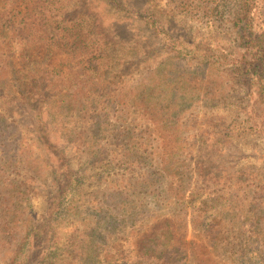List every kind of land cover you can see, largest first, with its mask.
Instances as JSON below:
<instances>
[{
  "label": "rangeland",
  "instance_id": "rangeland-1",
  "mask_svg": "<svg viewBox=\"0 0 264 264\" xmlns=\"http://www.w3.org/2000/svg\"><path fill=\"white\" fill-rule=\"evenodd\" d=\"M28 213L50 233L0 264H132L153 230L264 264V0H0V231Z\"/></svg>",
  "mask_w": 264,
  "mask_h": 264
},
{
  "label": "trees",
  "instance_id": "trees-1",
  "mask_svg": "<svg viewBox=\"0 0 264 264\" xmlns=\"http://www.w3.org/2000/svg\"><path fill=\"white\" fill-rule=\"evenodd\" d=\"M153 19L155 20L156 18L153 17ZM6 20L10 21V25H14L18 21L17 16L14 15L13 13H11L10 16H7ZM157 22L159 23L160 20H158ZM82 107L84 109L85 106L82 105ZM38 127L42 129L44 128V124ZM38 139L42 141L43 138L42 136H39ZM6 141L8 142L9 138ZM51 142L53 141H51L47 136H44L43 143L45 145L52 148L54 145H51ZM17 152H18V149L16 150V154ZM17 161H19L17 155H15L14 157L5 159V162H8V163H16ZM29 167L32 169L31 166ZM14 184H15L14 182H11V186H13ZM72 186H74L73 183L71 184V187ZM22 193L24 194L25 192H22ZM32 213L30 214L28 213L27 216H25L22 229L16 226V228L18 229V232H10V231H15L13 227L10 230H5V229L1 230L0 231V244L1 242L9 243L11 241H14V248H15L16 253L17 254L23 253L24 256H27L29 253V246H28L29 244L26 247L25 240L27 238L36 239L38 238L40 234H44V236H46L50 233V231L48 230H45V232L43 231L42 222L34 220ZM6 222L7 221H4L3 224ZM156 233H157L156 230H153L151 232L146 233V236L144 235L141 238V240L138 243V250H137V255H136L137 258L134 262H132V264H151V263L179 264V260L181 259L191 260L189 261V263H186V264H199L200 262L203 261L202 258L204 257H208V262L212 260L211 259L212 257L210 256V254H208L203 244L199 245V244H195L190 241H186V240L183 241L182 236L177 237L176 235H174L173 238H174L175 244H162L160 246V244H157L153 242V240H151L153 239V237H155ZM168 233H172V232L169 231ZM6 236H8L9 238L7 239ZM53 241H54L53 239L48 240L49 244L47 245V250L43 257V260L45 259V256L47 259L50 260L51 255L55 254L54 249L56 248V246L52 244ZM179 254H180V257H178ZM76 255H78V257L83 258V259L81 263L77 262L75 264H103V261H101L97 257V254L92 255L90 253H87L84 255V252L81 249ZM201 255H205V256H201ZM70 264H74V261H72ZM124 264H127V262H125Z\"/></svg>",
  "mask_w": 264,
  "mask_h": 264
}]
</instances>
